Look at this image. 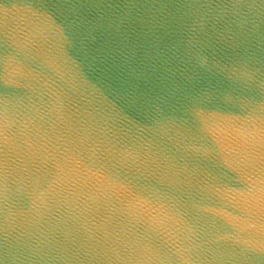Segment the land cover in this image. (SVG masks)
<instances>
[{"label":"water","instance_id":"water-1","mask_svg":"<svg viewBox=\"0 0 264 264\" xmlns=\"http://www.w3.org/2000/svg\"><path fill=\"white\" fill-rule=\"evenodd\" d=\"M0 264H264V0H0Z\"/></svg>","mask_w":264,"mask_h":264}]
</instances>
